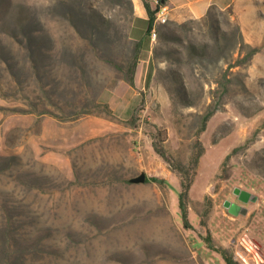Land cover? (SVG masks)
Listing matches in <instances>:
<instances>
[{
    "label": "rangeland",
    "instance_id": "obj_1",
    "mask_svg": "<svg viewBox=\"0 0 264 264\" xmlns=\"http://www.w3.org/2000/svg\"><path fill=\"white\" fill-rule=\"evenodd\" d=\"M138 1L0 0V249L6 234L14 264H264V0L154 39ZM234 186L256 196L245 213L223 205Z\"/></svg>",
    "mask_w": 264,
    "mask_h": 264
},
{
    "label": "trees",
    "instance_id": "obj_2",
    "mask_svg": "<svg viewBox=\"0 0 264 264\" xmlns=\"http://www.w3.org/2000/svg\"><path fill=\"white\" fill-rule=\"evenodd\" d=\"M167 0H155V1H152V0H141L142 2V5L146 11V16H147V28H146V33L149 35V29L152 25V22H153V19H154V15H155V12L156 10L158 9V6L162 3H165ZM140 50V47H138V45H135V49H134V53L132 55V61H131V65H130V69H129V73L126 77V80L127 82L130 84V85H133L134 84V77H133V74H134V69H135V64H136V61L138 59V51ZM154 147H155V150L165 159V160H168V157L166 156L164 150L155 145L154 144ZM169 161V160H168ZM180 172L182 171L183 173V170L182 169H179ZM184 173L181 174V183H182V186H183V189L182 191L180 192V195H179V198H178V207L180 209V219L182 221V224L187 227L189 226L188 224V216H187V206H186V199H187V193H188V188L190 186V179H191V176L192 174L189 173L187 174ZM148 179H151V180H154V181H160V179H158L157 177H146L145 180H148ZM10 239H12V237L8 236L5 234V237L3 238V241H4V245H5V248H1L0 249V264H14V254L12 253V250L9 249V242H10ZM204 240L205 242L208 244V246H212L211 245V242H210V236L209 234L207 235H204ZM11 245V244H10ZM11 250V251H10ZM218 251L222 254L224 260L228 263V264H232L230 259L228 258V256L226 255L225 253V250L224 249H218Z\"/></svg>",
    "mask_w": 264,
    "mask_h": 264
},
{
    "label": "crops",
    "instance_id": "obj_3",
    "mask_svg": "<svg viewBox=\"0 0 264 264\" xmlns=\"http://www.w3.org/2000/svg\"><path fill=\"white\" fill-rule=\"evenodd\" d=\"M222 1L225 0H167L165 4L168 6V18L181 20L188 17H201L206 14L212 4H218ZM134 7L141 20L147 25L146 11L141 0Z\"/></svg>",
    "mask_w": 264,
    "mask_h": 264
},
{
    "label": "water",
    "instance_id": "obj_4",
    "mask_svg": "<svg viewBox=\"0 0 264 264\" xmlns=\"http://www.w3.org/2000/svg\"><path fill=\"white\" fill-rule=\"evenodd\" d=\"M145 175L144 173H140L139 175L132 177L131 181L138 182V181H144ZM232 193L236 196V198L243 202L247 203L248 201H253L256 199V196L251 193L250 191L243 189L239 186H234L232 188ZM223 205L233 214L236 213H245L246 208L244 206L239 205L236 202H231L227 199L223 201Z\"/></svg>",
    "mask_w": 264,
    "mask_h": 264
},
{
    "label": "built area",
    "instance_id": "obj_5",
    "mask_svg": "<svg viewBox=\"0 0 264 264\" xmlns=\"http://www.w3.org/2000/svg\"><path fill=\"white\" fill-rule=\"evenodd\" d=\"M168 19V6L165 3H162L158 6V9L155 12L152 25L149 29L150 39H154L156 36V23H162Z\"/></svg>",
    "mask_w": 264,
    "mask_h": 264
},
{
    "label": "flooded vegetation",
    "instance_id": "obj_6",
    "mask_svg": "<svg viewBox=\"0 0 264 264\" xmlns=\"http://www.w3.org/2000/svg\"><path fill=\"white\" fill-rule=\"evenodd\" d=\"M235 200H236V202L239 203V205H242V204H243V203H241L240 201H238V199L236 198V196H235ZM231 202H234V201H231Z\"/></svg>",
    "mask_w": 264,
    "mask_h": 264
}]
</instances>
